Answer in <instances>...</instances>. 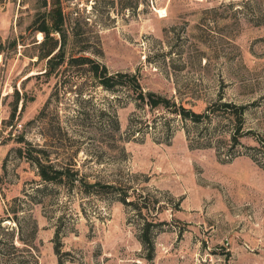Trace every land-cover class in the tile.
I'll return each mask as SVG.
<instances>
[{
	"label": "rangeland",
	"instance_id": "rangeland-1",
	"mask_svg": "<svg viewBox=\"0 0 264 264\" xmlns=\"http://www.w3.org/2000/svg\"><path fill=\"white\" fill-rule=\"evenodd\" d=\"M51 1L0 0V39L18 41L0 54L1 262L264 264V155L250 156L264 139V0H59L67 58L134 74L143 91L196 112L244 105L239 142L230 145L236 126L222 117L218 150L191 147L186 129L195 128L170 109L93 86L76 67L40 74L37 27ZM15 89L25 106L20 100L11 127ZM129 123L139 134H128ZM24 142L46 146L54 160L72 157L91 182L151 195L154 251L140 243L144 220L132 207L44 182L19 156Z\"/></svg>",
	"mask_w": 264,
	"mask_h": 264
},
{
	"label": "trees",
	"instance_id": "trees-1",
	"mask_svg": "<svg viewBox=\"0 0 264 264\" xmlns=\"http://www.w3.org/2000/svg\"><path fill=\"white\" fill-rule=\"evenodd\" d=\"M51 4L52 7L44 12L42 22L37 27V30L41 31L43 34L42 40L39 43L40 50L36 55L37 60L44 61L43 72L40 74L46 77H51L52 75L57 74L61 66L67 64L76 67L77 71H79L77 74L88 75L93 86H99L110 92H118L122 90H126L128 93L132 92L133 94H136L134 96L135 101L139 98L142 103L148 105L150 109H170L172 113L180 115L182 120L188 121L191 127L195 128L192 134L188 128L186 129L189 145L193 148L212 147L218 150V142L222 139H219L220 137H215L214 131L218 126V123H222V117L231 120V123L233 122L234 126H236L228 139L230 145L234 146V144L239 142L238 135L241 130L240 125L243 123V114L245 112L244 105H236L231 102H215L207 105L203 111L196 112L191 109H185L180 105H176L174 101L170 102L169 99H166L155 92L143 91L134 74L126 72H111L103 63L84 55H71L67 58L64 51L65 34L62 31L63 17L59 0H52ZM258 13L262 14V11L258 10ZM17 42V38L15 37L6 41L0 39V54L3 55L5 50L16 49ZM20 100H22V98L16 90L15 98L12 102V111L6 121V124L11 127L16 126V123H13V119ZM24 106L25 101L22 100L21 108ZM213 119L215 120L212 123ZM140 122L143 123V121ZM165 123L167 128H169V123ZM148 124L149 123H145V127H147ZM115 125L117 128L119 127L117 119H115ZM140 131V127L129 123L128 134H139ZM256 141L257 145L250 147L252 150L250 156L254 160H258L261 155H264V139L257 136ZM18 154L20 157L25 158L35 165L37 175L44 182L67 186V188L78 186L80 190L86 194L95 193L99 195H114L117 200L132 207L136 212L135 214L140 219L142 218L144 220L142 222L140 221L138 224V239L144 248L148 249L150 252L154 251L153 228H157L158 225H160V221L154 223L146 219V213H149L150 210H154L155 208L153 205L151 208L152 200L150 198H153L151 195L140 194L141 197L139 198L141 199H133L135 195H137V191L133 189V187H128L120 183H107L101 181L91 182L83 174H79V170L74 167L75 163H72L73 159L70 161L72 157H56V160H54L51 158L50 152L47 150L46 146L36 147L30 142H24V144L18 148ZM56 235H58V233H56ZM58 244L55 245V252L57 253L59 252ZM1 255L2 247H0V257L4 256ZM36 256L37 255L34 256L35 262ZM0 264H3L1 258Z\"/></svg>",
	"mask_w": 264,
	"mask_h": 264
}]
</instances>
